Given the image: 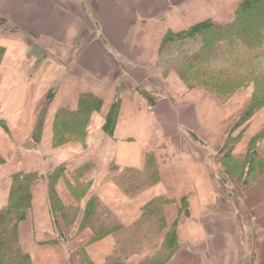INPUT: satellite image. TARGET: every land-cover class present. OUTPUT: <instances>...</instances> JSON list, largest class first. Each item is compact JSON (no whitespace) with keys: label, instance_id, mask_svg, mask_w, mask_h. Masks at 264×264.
I'll return each mask as SVG.
<instances>
[{"label":"crops","instance_id":"obj_1","mask_svg":"<svg viewBox=\"0 0 264 264\" xmlns=\"http://www.w3.org/2000/svg\"><path fill=\"white\" fill-rule=\"evenodd\" d=\"M242 1L0 0V210L28 179L33 264L154 263L172 230L164 264H264V103L238 123L254 87H190L164 43L232 22ZM87 95L100 107L58 139L59 112ZM156 220L120 251L124 230Z\"/></svg>","mask_w":264,"mask_h":264},{"label":"trees","instance_id":"obj_2","mask_svg":"<svg viewBox=\"0 0 264 264\" xmlns=\"http://www.w3.org/2000/svg\"><path fill=\"white\" fill-rule=\"evenodd\" d=\"M196 36L201 38L199 50L178 62L175 65L176 70L190 87L202 85L217 93L221 92L219 90H227L228 86L222 82L221 76L208 80L205 78L204 72L208 68H216L212 62L214 57L217 56L218 46L224 45L229 48L230 54L227 56L230 59L226 67L230 70L239 66V62H237L239 51L236 48L240 45V42L245 44L250 51L256 53L264 51V0H243L237 8L232 22L222 24L205 20L183 32H170L164 39V43L176 38L184 40ZM234 56L236 57L234 58ZM223 71L220 70V72ZM217 74L221 75L220 73ZM256 93L255 89L253 100L241 114L238 123L248 120L256 109L264 103V97L259 99ZM148 98L152 99L149 95ZM100 104L101 100L99 98L87 95L82 97L77 111L61 110L59 116L60 119L62 118V123L58 125L57 138H62L60 140H63L68 138L66 137L68 133L82 132L89 115L99 108ZM118 112L119 101L117 100L113 104L105 124V129L110 133L113 132L115 127ZM42 118L43 116L41 115L34 133L35 139H39V135L42 132ZM24 180L26 183L21 181L18 187L13 188L9 205L0 210V264H33L31 258L22 249L18 235V222L24 217L26 210L31 204L30 182L28 179ZM173 233L174 230L171 231L168 240L166 239V244H168L170 239L175 238ZM102 235L104 234H98L96 238Z\"/></svg>","mask_w":264,"mask_h":264},{"label":"rangeland","instance_id":"obj_3","mask_svg":"<svg viewBox=\"0 0 264 264\" xmlns=\"http://www.w3.org/2000/svg\"><path fill=\"white\" fill-rule=\"evenodd\" d=\"M170 43H173V45L171 46L172 48L167 46L168 50L166 51V55H170V53L176 54V59L180 62L183 58L191 56L199 50L201 38L199 36L184 40L176 38L175 40H171ZM236 49L239 51V54H237V62H239V66H237V68L230 70L226 67L230 59L227 56L230 54V50L227 46H218L217 56L214 57L212 62L216 68L206 69L204 72L205 78L213 80V78L215 79V77L221 76L222 82L228 86L227 90H219L221 92H218L223 98H227L238 89L249 86H253L254 90L256 89V94L259 96V99L264 97V51L259 53L250 51L242 42H240V45ZM1 52H3V50H1ZM235 57L236 56H234V58ZM220 70L224 71L220 72ZM217 73H220L221 75ZM107 219L115 220L110 214L107 216ZM158 222L159 220H156L150 224H146L143 221L139 223V225L124 230V233L121 234L120 251L124 248V252H129L127 247L129 246L130 241L134 239L138 240V235H140L139 237H141V239L142 237H147L145 240L149 237H153L154 234V236H156L158 233L157 231H159L161 226ZM174 240L175 238L170 239L168 244L164 245L162 250L152 257L154 263L146 262L145 264H164L169 257L171 249L174 247ZM150 242H148V245ZM140 243L144 246V240Z\"/></svg>","mask_w":264,"mask_h":264}]
</instances>
